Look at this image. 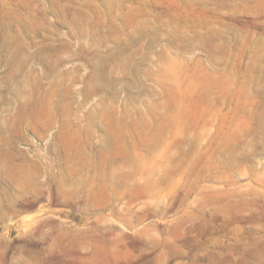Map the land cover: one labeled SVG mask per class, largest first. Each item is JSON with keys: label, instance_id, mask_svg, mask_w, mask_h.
<instances>
[{"label": "rangeland", "instance_id": "1", "mask_svg": "<svg viewBox=\"0 0 264 264\" xmlns=\"http://www.w3.org/2000/svg\"><path fill=\"white\" fill-rule=\"evenodd\" d=\"M0 264H264V0H0Z\"/></svg>", "mask_w": 264, "mask_h": 264}]
</instances>
